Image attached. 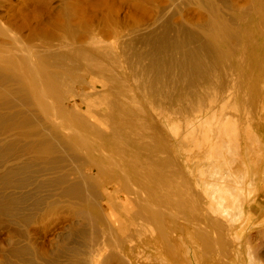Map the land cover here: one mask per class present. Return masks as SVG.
I'll use <instances>...</instances> for the list:
<instances>
[{
	"label": "rangeland",
	"instance_id": "obj_1",
	"mask_svg": "<svg viewBox=\"0 0 264 264\" xmlns=\"http://www.w3.org/2000/svg\"><path fill=\"white\" fill-rule=\"evenodd\" d=\"M143 1H145V0H143ZM143 1L142 0H0V25H1V27H4V29H8V31L18 35L21 38V40H24V41L27 40V41H25V43L28 42V45H30V43L32 46H33L32 43H34V45L36 44L34 47H36L37 45L38 46L41 45L43 47L47 46L46 45L47 40H48V42H47L48 46L49 45L53 46L56 43V39L59 37H61L62 39L66 38V40H64L65 42L66 41L72 42V39H73L74 42L77 41V43H78V41L79 42L82 41V43H84L86 40H88V34L86 33V29H90V30H93V33L96 34L95 35L96 39L99 40L101 37L103 45L105 43V44H109L106 46H110V45H111V47L113 46V49H112V51L110 50V52H114V51L116 52V50H117V52L119 53L120 49H121V51L122 50L124 52L126 51L125 53L122 51L123 54L120 52L119 55H117L118 53L115 55L116 57H118V58H116L117 61L115 60V57L113 55L111 56L110 54H109V57L107 56V59L105 57H104L105 59L104 58L102 59V57H101V59H100L101 62H99L100 63L99 66H102L104 64V62L111 61V63H112V59L115 60V61L113 60V62H114L113 64H111L110 62H108L109 64L106 63L105 64L106 66H104V67H107V68H104L102 66L103 70H105V73H104V71L101 72L100 69L102 67L100 68L98 66L99 69L93 68V67H91V65L88 62H86V60H82V61H85V63L83 62L85 64V66L81 60L80 61L82 64H79L80 61H79V63H77L79 73H80V80L78 81V83H76L77 80H75L74 84L71 83L72 85H68V86H65L63 88L65 95H63V99H62V102H63L62 108L64 109L66 114H69V115H67L69 118V121L72 119L70 122H72V124H74V125L77 124L78 127L82 126L84 124V122H86V120H87V122L91 121V122L95 123L96 125L98 124L100 127H102V130L108 131V127H107L108 123H105L106 120L111 121V119L117 117V115L118 116L120 115L121 119H123L122 117L124 115H127V118H128V117H130V116H128V113L131 114L134 111H136L137 109L138 110L143 109V111H139V112H141V114H139L138 111H136L138 114H136L135 112H134L135 114L134 113L133 114H134V116L135 115L138 116V118L140 115H142V116H140V118L143 117L142 118L143 120L145 118V120L142 121V123L145 122L143 124L145 129L146 128L150 129V130H146L147 132H149V133H147V136L151 135L152 133L154 134V135L152 134V136H155L156 141L154 140V138L152 136L151 137L149 136V138L147 137L148 140L150 141V143L154 144V147H153V145H151L154 148V150H158L159 148L161 149L160 146H162L164 148L163 150L161 149L163 152L169 151L170 148L172 149L169 151V152L172 151L170 154H169V152H167V154H160V156L167 159L169 161V163L172 161L173 165H175L176 163L178 164V165H175V167H174L171 164L172 162L170 163L172 165V167H174V169L172 168L173 172L175 169L177 170V172L175 171L174 173L170 172V173H173V175H175L174 178L180 176V173L183 174L184 176L189 175V177L187 176L188 179L192 178L193 176L194 177L197 176L196 175L197 173H199L200 175H201V173H203L202 175H204V176L198 175L200 177H197V178L193 177L194 179L192 178V181H194V182H195V180H198V179H201V181H202V178H205V176L206 177L209 176V175H206V174H208V172L206 173L205 169L203 168V165L206 163L205 162L206 161L205 156L202 157V159H201V156L205 155V152L200 151L199 153H196L195 150L193 149L194 152L191 151V154H190V152H188L189 148L191 147L188 144L190 142L187 141L188 143H184L183 141H180V137H178V139H177V136L176 137H174L175 135L172 136L173 132H171L172 131L171 127L172 128L176 127L180 134L182 131L184 132L183 129L187 126V123L184 122V119H186L184 117L189 115L188 110L183 108L185 105L183 102L184 100L181 101V97H180L181 92H182L181 89L183 88V86L180 84V82L182 80L180 78V76H181L180 71L181 70L179 69L180 70L179 71L176 67V63H178V60L180 59V55L178 56V54H180V53L178 52L175 54V52H177V51L171 50L174 53L171 54V52H170V55H172V56L174 55L175 58L170 56L169 52H168V55H167V52H163L165 54H160L161 60L160 59L159 60L161 62L162 61L166 62L168 57L174 58L173 59L174 61L178 59L177 62L175 63V65H173V68L170 70V72L171 71L174 72V74H175L174 77L170 76L171 74H173V72L169 73L167 71L168 69L164 68L165 66H162L163 63L158 64L159 67L157 69H160L161 71H162V68H163V70L165 69L164 72L169 73L168 75L164 72H161L162 74H160V70H158L159 73H157L156 69H153V71L154 70L156 71V72L152 71L153 73L148 71V70L152 69V68H150L151 64H149V63L152 62L154 64V62H155L154 59L156 57V56L154 57V55H150V57H149V54H152V50H153V47H151L152 45L150 43H152L156 39L155 38L156 36L161 35L163 32L165 34L168 33V36L169 35L171 37L174 36V37H172L173 39H175L176 37H179L178 32H179L180 27L184 28L185 26L189 25L190 22L192 23L193 20H196L195 18L198 17L199 13H198V10L196 9V8H198V6H194L192 0H182L181 2H180V0H176L177 2L173 1L175 4L172 3L170 0H168L171 2V5H170V2H168L167 0H164V1L163 0H156V1L152 0L154 2L150 1L151 4H149V2H148L149 0H146L148 3L145 1L144 2L145 4L143 3ZM166 1L170 6H166L167 5ZM153 3L155 4V5H153L154 7L152 6ZM172 4H174V5H172ZM159 5H160V7L162 6V8H160V9H162V12L164 10L163 13L166 14L165 17H164V14H163V16L161 15L162 13L159 15V13L161 12V10H159L157 8V7H159ZM155 8L158 9L159 12H158V10H155ZM166 9H168V11ZM194 10H197V11L194 12ZM165 11H167V12H165ZM192 11L194 13H192ZM155 15H158V16H155ZM155 17L157 19H154ZM159 18L160 19L162 18V19L160 20ZM182 18L184 20H181ZM261 18L259 17L255 20L251 19V20H253L252 23L254 24V28L255 29L257 28L256 32L254 30V33L256 35H260V36H258V39H257L258 46L255 48L256 50H254V52H255L254 54H256L257 51H258V53L256 55V58L253 57L252 59H253V61H255V63L258 66H261V69H260V71H258V73L253 72L254 75L252 74L251 75L252 77L250 79L247 80V78H245L247 80L246 81L244 79L245 83H244V80H243V82H241L242 85L240 84L241 86L238 87L239 92L236 91V92H238L236 95L237 98L235 97V99H237V100L239 98H241L240 99L241 101L240 100H239V102L236 101L237 105L241 102V104H239L241 106H239V107L242 108V109L241 108L238 109L237 112H239V110L240 111L243 110V111L239 112L240 114L238 113L239 115L236 114L239 117L236 115H235L236 117L234 116V118H236V120L237 119L239 120V122H237V125L239 128L240 137L237 140V142L239 145H241V144L246 145L247 144L249 146L248 154L245 157V162L247 165V169H246L247 171L245 173H243V175L241 176L243 178V183L242 184H236V186L233 190L235 203L237 204L236 207L234 208L233 211H230L226 217L220 219V221H222L223 223L228 222L227 224H229V223L231 224L228 226H230V229H231L233 236L237 237L239 242H240V244L237 246H240L239 248H241L242 249L241 251H243V252H240L238 257H235V254L233 255L232 253H231V255H228L227 252L225 254L226 255V257H225L224 255H221L220 253H218L216 248H215V250L213 248L210 251L205 250V249L203 250V246H201L202 245L201 240H199V238H197L195 235L196 231H197V228L195 226H197V225L194 224L195 223L194 218H196V220H197L199 217H201L200 219H202V220H200V222L206 220L207 217H205L204 214L207 216L208 212L206 209L208 208L207 207L208 205H207V202L204 203L205 201L202 202L201 204H199L200 202H197V205L201 208L198 210V206H196L197 208H195V209H197L199 211L200 216L198 215L197 210L192 209V208L188 209L187 208L188 205L185 206L189 210L188 212H191V215L196 214L199 217H197L196 215H193L191 217L190 213L187 214V209L184 210L181 206H177V207L173 206L175 209H179L180 212H178V210L176 211L175 209H173L172 206L171 207L169 206L167 208L166 207H162V208L159 207V209H161L162 211L165 210L164 216L166 217V218L163 217L165 219L162 220L163 222L161 223L162 224L161 226L164 227L163 231H165V235H166L168 240H162L157 235L158 234V227H157V224H155L153 221H150L151 223L150 222H142L141 225H140V223H139L140 221H139L137 224V220L140 218L141 212H139L137 210V207L135 206V202L133 199L135 197L134 193L133 194L128 193L123 188H120V186L118 185L119 179L116 180L117 177L115 178V173L113 170H111V172L105 171L99 175L96 172V168H92L93 172L90 173L89 169H88L89 159L87 161L81 157L79 159L80 160L79 161L77 158L79 155L76 156L75 158H73L69 155L71 153L67 154V158L70 156V160L75 162V163L73 164V162H70L69 159H65V160H68V162L67 161L64 162V159H63V161L59 162V165H60V167L65 166L64 167L65 169L66 168L69 169L71 167L70 169L73 170V172H74V174H76V176H73L71 174V170H70V174L72 176L69 175V170H68V172L66 171L68 174L67 176H69V178L68 177L67 178L70 179V180H68V182L74 181L71 184L75 183V185H77V186H79V184H80L81 186H79V187H80L81 191L79 190V192H81L82 194L78 192L77 193L78 195H76V196L72 195L73 197L68 196L67 194H64L65 195L64 196L61 193H64L63 188L65 187V184H62L64 187L61 184H60L61 187L57 184V183H59V178H58L59 176L58 175L61 174L60 173L61 170L55 168L56 171L58 170L57 171L58 175H57V172L55 170H53V168L51 169V166L48 165L47 167H50V168L46 167V169H45V167H44L45 165L43 163L40 164V161L36 163L37 164V166H36V165H34V163L36 162L35 159H32L29 155H27L28 158H26V160H25V159H23V156L24 157H27V156L25 154H23L22 157L21 156L19 157V159L16 158L17 161L13 162V163H15L14 165H16V162H18V160H19V163H17V165L21 164L20 165L21 167H19L17 165L16 166L18 168L22 169V167H23L22 161H25L24 167L27 169L28 163L31 162L28 165L30 168H31V166L32 167L33 166L34 167L40 166L39 168L41 170L39 168H37V169L40 170V172L41 171H43V172L40 173L36 169V167L31 168L32 169L31 171L29 168H28V170H26L24 168L23 170L25 173L23 172V170L21 171L20 169H17V170H15V172L13 171L14 173H17V175H15V174L10 175L9 174L10 176L14 175L15 178L13 176L12 177L9 176L10 177L9 178L7 171L11 168L8 166L11 162H8L9 164L7 163L4 166L1 164L3 168L1 169V167H0V173H1L0 176L3 179V181L0 178V184L1 183H3V184L0 185V190H1L0 193L2 194V195L0 194V200H1L0 201V203H1L0 204V264H68L70 261L73 262L74 260L76 261V262H74L76 264L77 260H78L77 257L79 258L78 261L81 262L79 264H88L89 262H90L89 264H235V263L236 264H246L247 256L245 255L246 252L244 251V249H245L244 246L250 247L251 254L252 255H253V253L255 254L252 256L254 259L251 257L255 261V263H258V260L260 259L261 263L264 264V56H262V58H261V53H262L261 51L264 50V44H262V43H264V41H260V40L264 39V36H262V35H264V32H260V28H258L260 26L257 27V25L262 24L261 20H264ZM152 20H154L153 21L154 23L152 22ZM159 20H160V22H158ZM117 21L119 23L121 22V24H118ZM259 21H261V23H259ZM108 22H109V24H108ZM112 22H113V24H114V22H115V24H117L116 25L117 28L119 27L118 25H120L121 28L117 29V31L119 32L120 35L124 34L122 32L123 31L125 32V30H126L125 35H127L128 33H129V35L127 37L122 36L120 38L113 36V35H116L114 33H113V35H112V33L110 35L109 34L110 30H108V27L110 26V24L113 25ZM166 22H167V24H166ZM106 23L108 24V26ZM151 24L152 25L156 24V26H154V28H153ZM180 24L183 25V27L179 26ZM133 25L134 26L136 25V27H134ZM141 25H143V26L141 27ZM147 25H148V27H147ZM131 26H133L134 28ZM170 26H172V27L170 28ZM129 27H130V29H129ZM137 27L140 29L141 32H139V30H136V29H138ZM262 27H264V25L261 26V29H264ZM141 28L142 29L148 28L149 30L146 29L147 30L146 31L144 29L142 31ZM172 29H173V31H172ZM131 30L132 31L136 30V31H138V33L136 31L131 33L132 32ZM120 31H122V32L120 33ZM144 31H146V32H144ZM160 31H161V33H160ZM175 31H176V34H174ZM153 32H156V33L154 34ZM257 32H259V33L257 34ZM139 35H140V37H139ZM1 36L2 35H0V39H1L0 45L5 44L9 48H11L10 45L7 44V41H8L7 38L3 39L5 36H3V38H1ZM64 36H65V38H63ZM142 36H145V37H142ZM148 36H150V37H148ZM67 37H69V38H67ZM123 37H125V38H123ZM145 38H146V40H145ZM256 38H257V36H256ZM104 39H105V41H104ZM124 39H126V40H124ZM150 39H152V40H150ZM2 40H7V41L4 42ZM28 40H30L31 42ZM101 40H99V41H101ZM108 40H110V41L108 42ZM57 41H58V39H57ZM64 41L62 40V42H64ZM142 41H145L147 44L145 42H142ZM148 41H150V42H148ZM58 42L56 43L57 48H59L58 45L59 46H60V44L62 45V43H58ZM69 42L67 44H65V43L64 44L70 45L71 43H69ZM134 42H135V44H134ZM3 45L1 47H3ZM125 45H127V47ZM134 45H135V49H132V48H134ZM191 46L193 47L192 44H191ZM53 47L56 48L55 45ZM111 47H107V48H111ZM129 47H132V48H129ZM260 47H261V49H260ZM4 48H5V46H4ZM4 48H0V49H2V51H5ZM9 48H7L6 51ZM103 48H105V46ZM115 48H116V50H115ZM9 50L11 51L12 48ZM131 50L134 53V54L131 53V54H133L132 55L133 57L129 53V52H131ZM141 51L142 52L144 51V52L142 53ZM138 53H140V54H138ZM120 54H122V55H120ZM124 54L127 55L126 57L131 59L130 62H129L128 58L124 59V58H126ZM140 55H142V56H140ZM161 55H163L164 57H166V55H167L168 57H166V59H165ZM176 55L178 58L176 57ZM262 55H264V53H262ZM110 56L112 57V59H110ZM121 56H122V58H120ZM157 57L159 58V56H157ZM158 58L156 60H158ZM163 58L165 60H163ZM108 59H110V60H108ZM140 59H141V61H140ZM138 60H139V62H138ZM122 61H124L126 63V65ZM259 61H260V64H259ZM115 63H117V64H115ZM122 63H123V65H122ZM132 63H133V65H132ZM86 64H88V65H86ZM79 65H83L82 67H84V68H82ZM112 65L113 66L122 65L120 68H119V66H118V68H115L118 70L120 69L121 73L118 70H117L118 73H114L115 69H113L114 67L113 68L111 67ZM146 66H147V68L149 67L150 69H147ZM177 66H178V64H177ZM142 67H144V68H142ZM111 68L113 69L114 72L111 71L112 70ZM83 69H85L86 73H85V71H83ZM94 69H95V71H94ZM108 69H111V70H109V72L111 71L110 72L111 75L108 74L109 73ZM175 69L178 70L179 72L176 71ZM122 71H124V73ZM126 72H127L128 76L126 75ZM145 72L147 74H145ZM149 72H150V74H149ZM83 73H84V76H83ZM96 73H98V74H96ZM112 73H114L115 76ZM86 74H87V76H86ZM105 74H106V77L104 76ZM154 74L158 78L160 77L159 78L160 80L158 79V81H160L159 85L156 82H155L156 84H153V82L151 80V79H154L155 81H157V78L155 79ZM165 74H166V76H165ZM176 74H180L179 78L177 77L178 75H176ZM107 75L109 77H107ZM124 75H125V78L123 79ZM141 75H142V77H141ZM143 75L144 76L146 75V76L144 77ZM147 75H148V78H147ZM81 76L85 80H83ZM85 76L87 79L85 78ZM116 76L117 77L120 76V78L118 77L119 78L118 79ZM133 76H135L136 78L134 79ZM169 76L171 77L170 79L173 78L172 82H174V83H171V80L168 79ZM127 77H128V79H127ZM152 77H154V78H152ZM109 78L110 79L112 78V80H110ZM138 78H140V79H138ZM113 79H114V81H113ZM117 79L121 80V81L118 82ZM147 79H148V81H147ZM161 80L164 83H161ZM149 81L151 82V84H153V86L156 85V86H154L156 88V89L154 88L156 90V92L151 87L152 85L151 86L149 85L150 87H148V84H146V83H149ZM177 81L179 82L178 84H177ZM124 82L127 84H125ZM143 82H145V83H143ZM247 82H249V83H247ZM166 83H168V85ZM246 83L248 85H245L246 87H244L243 84H246ZM252 83H253V85L251 86ZM77 84H79V85H77ZM139 84L140 85L142 84V85L140 86ZM144 84H145V87H144ZM162 84H165L166 88L164 87V85L162 86ZM114 85L115 86L117 85V86L115 87ZM171 85H173V86L171 87ZM160 86L162 89L160 88ZM180 86H182V88ZM127 87H129V88H127ZM158 87H159V89H158ZM168 87H170V88L168 89ZM173 87H176V88H173ZM141 88L146 90V92L148 91V94L144 90H142ZM147 89H149L150 91ZM151 89H153V91ZM160 89H161V91H163V93L166 89L167 90L173 89L172 91L174 92V90H175V92L174 93L172 92V94L171 93L168 94L169 91L166 90L165 94H162L159 91ZM116 90L119 91V93L120 92L121 93L119 94ZM127 90H128V92H127ZM180 90H181V92H180ZM70 91L72 92L71 94H70ZM114 91H116L117 93ZM129 92L131 94H129ZM153 92H155V93H153ZM156 93L158 96L156 95ZM122 94H124V95H122ZM149 94L151 95V98H150ZM159 94H161L162 96H160ZM211 94H212V92H210V95ZM128 95H129V98H132V96H133L134 100L128 98V100L130 102L127 101L126 96L128 97ZM146 95H148V96H146ZM167 95H169V96H167ZM117 96L118 97L124 96L126 98L125 100L127 102L124 101L125 102L124 107H127V108H124L125 110L122 109V107L117 106V105L112 106V104H114L116 100H122V97L118 98ZM170 96L172 97L171 101H170ZM248 97L250 99L249 101L247 99ZM113 99H116V100H113ZM153 99L155 100V102H154L155 105L153 104V101H154ZM243 99H245V101ZM131 100H132V104H131ZM135 100L138 102H136ZM134 101H135V103H134ZM151 101H152L151 105L148 106V103L150 104ZM242 101H244L245 103L250 102L249 107H248V105L246 106V104ZM140 104L142 107L139 106ZM158 104H159V106H157ZM236 104H235V106L237 108L238 106ZM242 104H243L244 108H243ZM107 105L111 106L112 109H111V107H109ZM138 107L139 108L141 107L142 109L141 108L139 109ZM171 107H172V109H171ZM65 108H66V110H65ZM129 109L132 111L134 109L135 110L130 113ZM111 110H113V111H111ZM160 110H162V111H160ZM183 110H185V111H183ZM186 111H187L188 115H186L187 114V113H185ZM154 112L155 113L157 112V113L154 114ZM181 112H184V114L186 116L181 115L182 114ZM125 113H127V114H125ZM159 113L161 115L160 118H159ZM174 113H176V114H174ZM178 113L182 117H180V115ZM149 114H150V116H149ZM81 116H82V118H81ZM134 116H133V118H137ZM151 116H152V118H151ZM73 118L75 120L77 119L81 123L79 124V122L77 120H76L77 121L76 122ZM79 118H81V120ZM130 118L132 119V120L131 119L130 120L133 121L132 116ZM140 118L138 120L134 119L135 122L137 121L136 123L133 121V123H135L136 125H134L132 123V126H133L132 127V133H134V135L133 134L132 135L137 137L141 133V135L139 137H141L142 139L141 140L139 139V140L141 142H143V141L146 142L147 138L143 136L144 135L143 131H139V134L137 133V131L140 130V128H142ZM157 118H159V119H157ZM164 118H165V120H164ZM168 118H170V122H167V121H169ZM103 119H105V120H103ZM124 119H126V116ZM182 120H183L184 124H183V122H181ZM138 121L140 122V126H137V124L139 123ZM146 122L148 123V125ZM151 122H152L153 126L156 128L151 126L152 125V124H150ZM67 123H69V122H66V124ZM175 123H177V124H175ZM174 124L177 126H175ZM63 125H64V123H63ZM68 125L70 126L71 124L64 125V127L68 126ZM60 127L62 129V126H60ZM151 127H152V129H151ZM133 129H135V131ZM145 129H142V130H145ZM62 130H64V129H62ZM158 130H160V132ZM64 131L66 132V130H64ZM152 131H155V132H152ZM135 132L137 133V135H135ZM158 134L160 135V137H158L159 136ZM132 135L130 136V138H136V137H133ZM165 136L169 137V139L166 138ZM139 137H137V138H139ZM143 138H146V139H143ZM174 139H175V141H174ZM148 140H147V142L149 144ZM166 140H168L169 144H167L168 142ZM239 140L241 142H239ZM154 141H155V143H154ZM178 141L181 143L180 144L181 146H183V144H185L182 149L179 147L180 145L178 144ZM258 141L260 142L259 144H258ZM139 142L137 143L138 145L136 144L139 148H141L140 146H142V145L144 146V144L147 143V142L146 143L143 142L142 144H140L141 142L140 143ZM156 143H158L159 148H158ZM175 143H176V145H175ZM148 144H147V146H148ZM155 144L157 147L155 146ZM161 144H163L165 146L169 145V150H166L165 149L166 147L161 145ZM171 144H173V146L174 145L175 146L170 147ZM186 144H188L190 147L188 145L186 146ZM238 144L237 145L232 144V145H235L237 147ZM151 146L148 148L145 145L144 147L148 148L149 150L146 148L145 149L148 150V152L152 153V151H154V150L151 149L152 148ZM187 147H189L188 150H186ZM191 148H193V146ZM65 152L67 153L68 151H65ZM173 152L175 153L174 156H173V154H174ZM187 152L190 155L188 158H187V156H188ZM171 154H172V157L175 158V156H176L177 158L172 160L173 158L168 156V155L171 156ZM74 156H75V153H74ZM29 157H30V159H32L31 161L29 160ZM89 157L91 159H95L97 162L99 161L100 163L105 164V159L103 157H98V155L95 153L90 154ZM20 158H22V159H20ZM195 158L198 160V162ZM231 158H232V155L228 156L229 160ZM233 158H235V160H234L235 163L238 162L237 160L240 159L238 155H235V157L233 155ZM233 158L231 159L232 160V163H231L232 168L235 165L239 164V162H238V164L237 163L235 164L233 162ZM236 158H239V159L236 160ZM27 159L29 160V162ZM76 159L79 161L78 164H76L77 163ZM182 159L184 161H182ZM20 160L22 163L20 162ZM33 160H35L34 163H32ZM74 160H76V161H74ZM161 160H163V159L161 157H159L158 162L156 160V162L158 163L157 164L154 160H153L154 161L153 162L151 159V161H150L152 163L151 166H149L150 163H146V162L145 163L151 169H155L156 166L160 165ZM186 160H188V161H186ZM201 160H203V162ZM200 161L202 162V164H200L201 163ZM62 162L69 163L71 166L69 167L68 166L69 164L66 165ZM186 162H189V163L187 164ZM13 163L10 166H12ZM60 163H62V165ZM153 163H154V167H153ZM183 163H186L185 167H184ZM30 164H33V165H30ZM170 164H168L169 167L165 165L166 167H164L165 168L164 172H168L166 169H168V170L170 169ZM179 165H180V167H177ZM190 165H192V166H190ZM7 166L9 169L6 168ZM41 166H43V167H41ZM4 167L6 168L7 171L5 170ZM17 167H15V168L12 167V168L16 169ZM187 167H188V169H187ZM191 167L194 169L190 171V169H192ZM199 167L203 168V172H202V170L199 169ZM178 168L181 169V172H178L180 170ZM34 169H36L37 172H34L35 171ZM49 169L53 170L50 172V176L48 174H45L47 172L49 173V171H50ZM185 169H187V171ZM16 171H18L22 175L20 174L21 175L20 176L19 173ZM54 171L56 172L55 173L56 175L51 174ZM38 172L40 174H43L45 172L43 175H48L47 177H44L46 179L49 177L47 179L48 181H49V179L51 180V178H53L52 175H54V179H52L53 181L51 180L48 182L46 180L47 183H45V179L41 178L42 175L40 176V174H34V173H38ZM27 173L30 176L27 175ZM6 174H7V177L6 176H5V178L2 177ZM24 176H27V177H24ZM56 176H58V177H56ZM55 177L58 178V180L55 179ZM75 177L78 178V179L77 178L76 179L79 182V184H78V182L77 183L75 182V180H76ZM6 178H9V179L12 178V179L10 181L9 179H6ZM22 178H23V181L21 180ZM24 178H25V180H24ZM31 178H33V179H31ZM174 178L172 181V187H170L168 189L169 192L167 191V189H165L167 191L165 193H167V194H165L163 192V194L160 195V193H161L160 191H165L164 189L163 190L162 189L161 190H154L155 192L154 191H153L154 193L152 192L151 198L149 197L150 200H152V199L156 200L155 197L157 198V196L159 197L162 195H164V196L169 195V196H171V198L173 197L172 199L174 200L173 201L174 203L176 201L179 202V200L181 199L180 195L182 193V192L180 193V191H182L183 188L184 189L190 188L191 190L193 189L191 184H190V186L186 185L180 190V188H178V187H180L179 186L180 184L177 186L178 183L175 184L176 179H174ZM178 178H177V182L179 180ZM39 179L41 182L39 181ZM43 179H44V181H43ZM4 180H6V181H4ZM16 180L22 181L23 182V183L21 182L22 185H21V183H19L20 181L18 182L19 183L18 184L16 182ZM54 180H55V182H54ZM190 181H191V179H190ZM201 181L196 182V183H198L200 188L203 187V184ZM70 182H69V184H70ZM12 183H14V184H12ZM148 183H149V186L153 185V182L151 183V181H148ZM4 184H6V185L9 184L7 186L8 188ZM10 184H11V188H10ZM42 185H45V186H42ZM49 185H50V187H49ZM66 185H68V184H66ZM173 185L176 186V187H174V188H176V190H177V188H178V190H180L179 191L180 195H179V193H176V190H174ZM18 186L21 188H19ZM23 186H25V187H23ZM56 187H58V188L56 189ZM2 188H5L6 190H8V191L5 190L6 194ZM9 188L10 189L16 188V189H15V191L13 189H12L13 191H11ZM30 189H32V190H30ZM143 189H145V188H143ZM170 189L172 190L173 193H170V191H171ZM2 190H3V193L5 194V196L8 195L7 192H11V194L10 193L9 194L11 195L10 199L14 202L13 204L11 203L12 201L9 200V198H8L10 195H8V197H6L7 198L6 199L3 196L4 194L2 193ZM17 190H19V191H17ZM202 190H203V188H202ZM30 191H32V192H30ZM112 191H113L112 194H114V195L111 194ZM143 191L141 190L140 193H142ZM17 192L18 193L20 192V193L18 194ZM98 192L101 195H99ZM191 192L193 193V194H191V196H195V195L198 196L200 194V192L197 189H193V191H191ZM40 193H42V194H40ZM189 193H188V197H190ZM17 194L19 195V197L21 199L18 197ZM172 194H174L176 197L179 196L180 199H178V198L174 199L175 196H173ZM177 194H178V196H177ZM60 195H63V196H60ZM141 195H143V193ZM108 196H110L109 200L107 199ZM1 197H3L6 200L2 201L3 199H1ZM40 197H41V199H40ZM50 197H52L53 199H51ZM18 199H20L21 203L18 201ZM40 200L41 201L43 200L42 201L43 204ZM153 200H152V202H153ZM237 200H238V203H237ZM8 201L9 202L11 201V202L9 203ZM50 201H52L55 205L52 206L53 203L50 204ZM108 201H111V202L108 203ZM4 202H5L6 206H8L7 204H9L11 206V209H10V206L8 208H6V206L4 207ZM22 202H24V203H22ZM44 202H47L46 205L50 206L51 211L47 209L48 206H46ZM48 202H49V204H48ZM117 204H118V206H117ZM12 205L13 206L15 205V206L13 207ZM120 205H123V206L119 207ZM178 207H181L183 209V211H185V212H183L181 210V208H178ZM188 207H190V206H188ZM168 208H170V209L172 208L171 209L172 213H173V210H174V212L176 211L175 215L171 213L172 216L171 215L169 216L171 210H167ZM123 210L127 211V213H128L127 216H125V213H123ZM192 210H195V212H197V213H193L194 211H192ZM200 210H202V211H200ZM4 211H8V212H4ZM168 212H169V214H168ZM177 213H179L178 217H177ZM183 213L185 214V216L188 215L189 218H191V220L193 219L192 222H191V220H189V221L186 220L187 216L184 217L185 218L184 219L182 217L184 215ZM138 215H139V217H138ZM127 218H128V221H127ZM189 218L187 217V219H189ZM130 220H132V221L136 220L135 221L136 223L133 222V223H135V224H133L132 221H130ZM124 221H126V222H124ZM187 222L189 224H187ZM122 223H123V226L118 228ZM125 223H127L128 225L130 224L131 227L129 228V226L127 224L125 225ZM190 223L193 226H191ZM67 225H69L68 226L69 228L66 227ZM187 225L190 227H188ZM108 226H110L111 228L109 227L110 229H108ZM192 227L193 228L195 227V228L193 229ZM66 229H68V230L65 231ZM107 229H108V231L109 230L110 231L108 232ZM179 229H181V230H179ZM193 231L195 232V234H193L194 233ZM67 232H68V234H67ZM65 234H67V235H65ZM168 236H169V238H168ZM197 239L199 240V242ZM170 241L172 242L171 245H170V243H171ZM163 242H165V243L163 244ZM166 242H168V243H166ZM246 243H247V245H246ZM26 245H27V247H28V245L30 247L27 248V247H25ZM17 247H18V249L15 250ZM20 247H22V248H20ZM164 247H166V248H164ZM24 248L26 250H28L29 248L30 249L28 251H26ZM21 249H24L26 253L24 254L23 253L24 251H22ZM19 250L22 251V252L20 251V254L22 255V257L16 258L15 255L17 253H19ZM212 250H214L215 252L217 251V253H215ZM11 251H12L13 255L10 254ZM13 252H17V253H13ZM18 255H17V257H19ZM221 256H224V257H221ZM257 256L260 258H258ZM186 257H187V259H186ZM256 258H258V259H256ZM152 259H154L153 262H150V261H152ZM172 260H173V262H172ZM155 261H157V262H155ZM71 262L69 264H72Z\"/></svg>",
	"mask_w": 264,
	"mask_h": 264
},
{
	"label": "bare ground",
	"instance_id": "obj_2",
	"mask_svg": "<svg viewBox=\"0 0 264 264\" xmlns=\"http://www.w3.org/2000/svg\"><path fill=\"white\" fill-rule=\"evenodd\" d=\"M145 1H143V3ZM150 1H152V0L148 1L149 4H151ZM154 1H156V0H154ZM154 1H152V2H154ZM167 1H166V3H167ZM170 1L172 3H174L173 1L177 2L176 0H170ZM170 1H168V2H170ZM181 1L182 0H180V2ZM171 2H170V5H171ZM192 2L194 4V6H198V8H196V9L198 10L199 14H198V17L195 18L196 20H193L192 23L190 22V24L185 26L184 28L180 27L179 32H178L179 37H176L175 39L172 38L174 36L171 37L169 35L171 37L170 38L168 36V33L165 34L163 31H162L163 33L161 35H159L161 33V31H160V33L158 34L159 36H156L155 37L156 39L152 43H150L152 45L151 47H153V50H152V54H149V57H150V55H154V57L156 56L155 59L153 58L155 60V62H154V64L152 62L149 63V64H151L150 68H152V69H150L149 67L147 68V66H146V68L150 69L148 71H150L151 73H153L155 71V70L153 71V69H156L157 73H159L158 70H160V69H157L159 67L158 64L163 63L164 65L162 64V66H165L164 68L168 69L167 71L169 73H171L173 71L170 72V70L173 68V65H175V63L177 62L178 59L174 61L173 59L175 57H174V55L173 56L170 55V52L172 54V53H174L172 51L176 50L177 52H175V54L178 52L180 53V54H178V56L180 55V59L178 60V63H176L177 69L181 70V71L179 70L181 72L180 78L182 79L181 80L182 83L180 82V84L183 86V88H182V86H180L182 88V89L180 88L182 90V92L180 90V92H181L180 97H181V101L184 100L183 102L185 105L183 108L188 110L189 115H188L187 111L185 113H187L186 115H188V116H186L184 114V112H181L182 113L181 115L186 116V117H184V118H186V119H184V122L187 123V126L185 125L186 127L183 129L184 132L182 131L180 134L176 127H173L174 129L171 127V130H172L171 132H173L172 136H174V135H175L174 137L177 136V139H178V137H180V141H183L184 143L190 142L188 144L191 147L193 146V148H191L188 144H186V146L188 145L190 147V148L187 147V149H186V150H188V148H189L188 152H190V154H191V151L194 152L193 149L195 150L196 153H199L200 151L205 152V155H203L204 153L202 154L203 156H201V159H202V157L205 156V160H206L205 162L206 163L204 162L205 164L203 165V168L205 169L206 173L208 172V174H206V175H209V176H207V177L205 176V178H202V181H201V179H198V180H195V182L192 181V178L194 177L193 175H192L193 177L190 178L191 181H190V179L187 178V176L189 177V175L184 176L181 173H180V176H178L179 178L178 177L174 178L175 175H173V173L175 171L177 172V170L175 169L173 172V169H174L175 165H178V164L176 163L175 165H173V162L171 161L172 163L171 162L170 163L174 166V167H172V165L169 163V161L167 159L160 156V154H167V152H169L172 149L170 148V150H169V145L165 146V145L161 144V145L166 147L165 148L166 150H169V151L163 152L162 150L164 148L162 146H160L162 149L161 150L158 146V143H156L159 149L154 150V148H153L154 144H151L150 141L148 140L149 136L151 137L153 133L152 134L150 133L151 135L147 136V133H149V132H147L146 130H150V129L149 128L145 129V127L143 125L145 122L142 123V121H144L145 118H144V120L142 119L143 117L140 118V116H142V115L139 116V118L141 119V124H142L141 127L142 128H140V130H138L137 133L139 134V131H143V133H144L143 136L146 138L148 137L147 140L149 141V144H148L147 140H146L147 143L143 141L144 143H146V144H144V146L146 145V147L149 148L151 145H153V147L151 146L152 147L151 149H153L154 151H152V153H150V152H148L149 149L144 147L143 145H142L143 147L140 146L141 148H139L137 146L138 145L137 143L142 139L141 137H139L141 135V133L137 136L139 138H137L136 136H133L134 133H132V127H133L132 123H133L134 119H136V120L139 119L138 116H136V115L134 116V114L135 113L141 114V112H139V111H143V109L141 108L142 107L141 104L139 106H141L140 108L142 110L137 109L136 111H138V113L136 111H134L135 109L133 110L135 113L129 109L130 110L129 112L130 113L133 112L134 114L128 113V116H130V117L132 116V118H133V116L137 117V118H133V121H131L132 119L130 117L127 118V115H124L122 117L123 119H121L120 115L119 116L117 115V117L111 119V121L106 120L105 123H108L107 124L108 131L102 130V127H100L98 124L96 125L95 123H93L91 121L87 122V120H86V122H84V124L80 127H78L77 124H75V125L72 124V122H70L72 119L69 121V118L67 116L69 114H66V112L62 108V103H63L62 99H63V95H65L63 88L65 86L72 85L71 83L74 84L75 80H77L76 83H78V81L80 80V73H79L77 63H79L80 60L81 61L86 60V62H88L91 65V67L99 69V67L101 68L102 66L103 67L106 66L105 65L106 63H108V62L111 63V61L104 62V64L102 66H99L100 65L99 62H101L100 61L101 57H102V59L104 57L107 59V56L109 57V54H110L111 56L113 55L115 57V60H116V58H118L115 56L118 53L116 48H115L116 52L115 51L110 52V50L112 51L113 46L112 47H111V45L106 46L109 44H105V43L103 45L101 37L99 39L101 41L96 39V36H95L96 34L93 33V30H90V29H86V33L88 34V40H86L84 43H82V41L81 42L78 41V43H77V41L74 42L73 39L70 37L72 39V42L71 41L70 42L68 41V42L71 44L65 45L68 42L66 41L67 42L66 43L64 41V40H66V38L64 36L63 38H65V39H62L61 37L57 38L59 42L56 39V43L57 42L62 43V45L60 44V46H59L57 44L59 47V48H57L56 43H55L54 45L56 48H54L53 47L54 45L48 46V44H47L48 40L46 42L47 46H45V47H43L41 45H39L40 47L38 45H37L38 47L37 46L34 47L36 44L34 45V43H32L33 44V46H32L30 43L31 42L30 40H28V41H30L29 42L30 45H28V42L25 43V41H27V40H25V41L21 40V38L18 35L8 31V29H4V27H1V25H0V35H2L1 38H3V36H5L3 39L7 38V40L9 42L7 40H2V41H4V42L7 41V44L10 45V47L12 48V50L10 51L9 49H11V48H9L7 45H5V44L3 45L2 43L1 44L3 45V47H1L2 45H0V48H4V46H5V48H4L5 51H2V49H0V165L2 164L4 166L8 162H11L10 164L8 163L9 164L8 166L11 168L9 169L8 166L6 167L9 169L8 171L4 167L5 170L7 171L8 177L11 174L17 175V173H14L15 170L20 169L22 171L25 168L24 167L25 161H22L23 162L22 169L17 167V166L21 167L20 166L21 164L17 165V163H19V160H18V162H16L17 166L14 165L15 163H13V162L17 161V159H19L20 156L22 157L23 154H25L26 156L29 155L32 159L36 160L35 163H34L35 160H33V162H32L36 166H37L36 163L40 161V164L43 163L45 165V166L43 165L45 167V169L49 165V166H51V169L53 168V170H55V171H56L55 168L61 170L60 175H58V172H57L58 170L56 171L57 175L59 176V177L56 176L59 178V183H57V182L56 183L60 187L62 184H65V187L62 185L64 187L63 188L64 193H61V194H63V195L67 194L68 196H71V197H73L74 195L75 196L78 195L77 193L80 190L79 186H81V185L77 181V179H78L77 177H75V179L77 178L75 180V182L76 183L78 182L79 186L75 185V183L71 184L74 181H71V182L69 181L71 185L69 184L68 180H70V179H68L69 176H67L68 170H69V175L72 174L73 176H76V174H74L73 170L70 169L71 165L69 163H64L65 161L68 162V160H65V159L70 160V156L75 158L78 155H79L77 157L78 160L81 157L87 161L89 159L88 169H89L90 173L93 172L92 168H96V172L99 175L105 171L111 172V170H113L115 173V178L117 177L116 180L119 179L118 185L120 186V188H123L128 193H132V194L134 193L135 197L133 199L135 202V206L137 207V210L139 212H141L140 218L139 219L137 218L138 219L137 224L139 221H140L139 222L140 225L142 224V222L153 221L155 224H157V227H158V234L157 235L162 240H168V239L165 235V231H163L164 227L161 226L162 225L161 223L163 222L162 220L166 218L164 216L165 210L162 211L161 209H159V207L160 208H162V207L167 208L169 206L170 207L171 206L172 207L173 206L174 207L181 206L184 210L187 208L188 209L189 208L195 209V208H197L196 206H198L197 202H200L199 204H201L202 202L205 201L204 203L207 202V205H208L207 206L208 208L206 209L208 213H207V216L205 214H204V216L207 218L205 221L200 222V220H202V219H200L201 217H199L200 214H199L198 210L201 207L198 206V210L197 209H195V210L198 211L199 216H197L196 214H193V215H196L197 217H199L197 220H196V218L193 217L194 221H195L194 224L197 225L198 227L194 225L197 228V231L195 234V232H194L195 230H194L193 234H195L196 237L199 238V240H201V243H202L201 246H203V250L205 249V250L210 251L211 249L214 248V250H215V248H216L218 253H220L221 255H224L225 257H226V255H225L226 252L228 255H231V253H232L233 255L235 254V257H238L240 252H243V251H241L242 249L239 248L240 246H237L240 244V242H239L237 237L233 236L231 229H230V226H228L231 224L230 223L227 224L228 222L223 223L222 221H220V219L226 217L229 214V212L233 211L234 208L236 207L237 204L235 203L233 190H234L236 184H242L243 183V178L241 176L243 175V173H245L247 171L246 170L247 165L245 162V157L248 154L249 146L247 144L246 145H243V144L239 145L237 142V140L240 137V135H239L240 132H239V128L237 125V122H239V120L237 119L238 120L237 121L236 118H234V116L243 110H241V111L239 110V112H237L238 109L241 108V107H239V106H241V105H239V104H241V102L237 105L236 101L239 102V100L241 98H239L237 100V99H235V97H236L237 93L239 92L238 87L242 85L241 82H243V80L245 78H247V80L250 79L252 77L251 75L253 74V72L258 73V71H260V69H261V66H258L255 63V61H253V59H252L253 57L256 58V55L258 53V51H257V53L254 54L255 53L254 50H256L255 48L258 46L257 39H258V36H260V35H256L254 33V30L256 32L257 28L256 29L254 28V24L252 23L253 20H251V19L255 20L259 17L260 18L262 17L261 19H264V0H192ZM174 4H172V5H174ZM153 5H155V4L153 3L152 6ZM170 5L167 3L166 6H170ZM157 8L159 10H161L159 15L162 13L161 15L163 16L164 10L162 12V9H160V8H162V6L160 7V5H159V7H157ZM158 9L155 8V10H158ZM168 9H166V10L168 11ZM159 10H158V12H159ZM197 10H194V12ZM167 11H165V12H167ZM194 12L192 11V13H194ZM165 15L166 14H164V17H165ZM155 16H158V15H155ZM154 19H157V18L155 17ZM160 20L158 22H160ZM181 20H184V19L182 18ZM153 21L154 20H152V22ZM261 21H262V24L257 25V27L260 26V27H258V28H260V32H264V29H261V26L264 25V20H261ZM261 21H259V23H261ZM108 24H109V22H108ZM108 24H107V26H108ZM112 24H113V22H112ZM118 24H121V22L120 23L118 22ZM156 24L155 25L151 24V25L154 28V26H156ZM166 24H167V22H166ZM181 24L179 26L183 27V25H181ZM113 25L110 24V26H109L110 28L108 27V30H110L109 31L110 35H111V33H112V35L114 33L116 35H113V36H116L119 38L122 36L127 37L129 35V33L127 35H125L126 30H125V32L120 31V33L121 32L124 33V34L120 35L119 32L117 31L118 28H121L120 25H118L119 26L118 28H117V26H116L117 24H115V22ZM133 26H131V27H133ZM142 26L143 25H141V27ZM134 27H136V25ZM147 27H148V25H147ZM171 27L172 26H170V28ZM262 28H264V27H262ZM129 29H130V27H129ZM144 29L146 30L148 28H143V29L141 28L142 31ZM136 30H139V32H141L139 28ZM136 30H134V31H136ZM134 31H132L131 33H133ZM146 31H144V32H146ZM172 31H173V29H172ZM136 32L138 33V31H136ZM153 33L155 34L156 32H153ZM258 33L259 32H257V34ZM174 34H176V31ZM256 36H257V38H256ZM262 36H264V35H262ZM125 37H123V38H125ZM139 37H140V35H139ZM142 37H145V36H142ZM148 37H150V36H148ZM67 38H69V37H67ZM62 40L64 42H62ZM124 40H126V39H124ZM145 40H146V38H145ZM150 40H152V39H150ZM0 41H1V39H0ZM104 41H105V39H104ZM109 41L110 40H108V42ZM260 41H264V39H262ZM142 42H145V41H142ZM148 42H150V41H148ZM134 44H135V42H134ZM191 44L193 45V47L191 46ZM262 44H264V43H262ZM104 46H105V48H103ZM125 46L127 47V45H125ZM6 47L9 48L7 51H6V49H7ZM107 47H111V48H107ZM129 48H132V47H129ZM132 49H135V45H134V48H132ZM260 49H261V47H260ZM122 51L120 49L121 53H122ZM163 52H167V55L169 52V55L174 57V58H170L166 55V57H168L166 62L165 61H164L165 63L163 61L161 62L160 61L161 60L160 54H165ZM261 52L264 53V50H262ZM119 53L117 55H119ZM129 53L130 54L133 53L132 50ZM262 53H261V58H262V56H264V55H262ZM122 54H120V55H122ZM133 54H131V56ZM138 54H140V53H138ZM111 56H110V59H112ZM126 56L127 55H125V57ZM140 56H142V55H140ZM157 56H159V58ZM161 56H163V55H161ZM166 57H164V58L166 59ZM176 57H177V55H176ZM120 58H122V56ZM127 58L128 57H126L124 59H127ZM157 58H158V60H156ZM164 58H163V60H165ZM110 59H108V60H110ZM113 60L114 59H112L111 64L114 63ZM128 60L130 62L131 59L128 58ZM81 61L79 64H82L83 62L85 63V61H82V63H81ZM140 61H141V59H140ZM122 62H124V61H122ZM138 62H139V60H138ZM115 64H117V63H115ZM124 64L126 65L125 62H124ZM177 64H178V66H177ZM259 64H260V61H259ZM86 65H88V64H86ZM122 65H123V63H122ZM122 65H118L119 68ZM132 65H133V63H132ZM79 66L82 67L83 65H79ZM84 66H85V64H84ZM115 66L112 65L111 67L112 68L114 67L113 69L118 68V66H116V67ZM103 67L100 70H101V72L104 71V73H105V70H103ZM82 68H84V67H82ZM104 68H107V67H104ZM142 68H144V67H142ZM111 69H108V72ZM113 69L111 70L112 72H114ZM117 70L118 69H115L114 73H118ZM164 70L162 68V71L160 70V74H162L161 72H164ZM178 70H176V71H178ZM83 71H85V69H83ZM94 71H95V69H94ZM118 71L121 73L120 69ZM110 72L108 73L109 75H111ZM122 72L124 73V71H122ZM150 72H149V74H150ZM85 73H86V71H85ZM114 73H112V74H114ZM164 73H166L167 75L169 74L167 72H164ZM96 74H98V73H96ZM106 74L104 75L105 77H106ZM145 74H147V73L145 72ZM155 74H154V77H155V79L157 78V81H158V79L160 77L158 78ZM166 74H165V76H166ZM173 74H174V72H173ZM173 74H171L170 76L174 77L175 74L174 75ZM126 75H127V72H126ZM176 75H178L177 77L179 78L180 74H176ZM83 76H84V73H83ZM86 76H87V74H86ZM86 76H85V78H86ZM114 76H115V74H114ZM135 76H133L134 79L136 78ZM170 76L168 77V79L171 78ZM107 77H109V76L107 75ZM118 77L120 78V76H118ZM141 77H142V75H141ZM154 77H152V78H154ZM112 78L111 79L109 78V79L112 80ZM124 78H125V75H124L123 79ZM147 78H148V75H147ZM82 79H83V77H82ZM114 79H113V81H114ZM127 79H128V77H127ZM138 79H140V78H138ZM172 79H170L171 83H174V82H172ZM83 80H85V79H83ZM151 80H152L153 84L158 83V85H159L160 81L157 82L154 79H151ZM245 80H244V83H245ZM120 81L121 80H118V82H120ZM147 81H148V79H147ZM249 82H247V83H249ZM143 83H145V82H143ZM149 83H146V84H148V87H150L152 85L151 87L154 89L155 88L154 86H156V85L153 86V84H151L150 81H149ZM161 83H164V82H162V80H161ZM178 83L179 82L177 81V84ZM247 83L243 84V86L246 87L245 85H248ZM125 84H127V83H125ZM166 84L168 85V83H166ZM77 85H79V84H77ZM163 85H164V87L166 86L165 84H162V86ZM252 85H253V83L251 84V86ZM172 86L173 85H171V87ZM144 87H145V84H144ZM127 88H129V87H127ZM160 88H161V86H160ZM169 88L170 87H168V89ZM173 88H176V87H173ZM149 89H147V90H149ZM153 89H151V90L153 91ZM158 89H159V87H158ZM161 89L159 91L162 94H165V91L167 89L164 91V93H163V91H161ZM142 90H144V89H142ZM172 90L173 89L167 90V91H169L168 94L169 93L172 94V92H173ZM116 91H114V92H116ZM144 91L146 92V90H144ZM236 91H238V92H236ZM117 92L119 93V91H117ZM127 92H128V90H127ZM155 92H156V90H155ZM155 92H153V93H155ZM174 92H175V90H174ZM210 92H212L211 95H210ZM71 93L72 92L70 91V94ZM146 93L148 94V91ZM124 94H122V95H124ZM129 94H131V93L129 92ZM156 95H157V93H156ZM159 95L162 96L161 94H159ZM146 96H148V95H146ZM149 96L151 98L150 94H149ZM167 96H169V95H167ZM120 97H122V100L113 99L116 101L114 104H112V106L117 105V106L122 107V109L127 108L124 106H125V102L129 101L128 100L129 95H128V97L126 96L127 101L125 100L126 98L124 96H119L118 98H120ZM133 98L134 97L132 96V98H129V99H133ZM171 98L172 97L170 96V101H171ZM245 99H243V100L245 101ZM247 99H248V101L250 100L249 97ZM135 101H134V103H135ZM244 101H242V102H244ZM136 102H138V101H136ZM154 102H155V100L153 101V104H154ZM151 103H152V101L150 102V104L148 103V106L151 105ZM131 104H132V100H131ZM235 104L238 106L237 108H236ZM245 104H246V106L248 105V107H249L250 102L245 103ZM107 106H109V105H107ZM157 106H159V104ZM242 106H243V104H242ZM109 107H111V106H109ZM243 108H244V106H243ZM111 109H112V107H111ZM171 109H172V107H171ZM65 110H66V108H65ZM162 110H160V111H162ZM111 111H113V110H111ZM183 111H185V110H183ZM156 113L154 112V114H156ZM125 114H127V113H125ZM174 114H176V113H174ZM181 115H180V117H182ZM238 115H236V116H238ZM125 116H126V119H124ZM149 116H150V114H149ZM160 116L161 115L159 113V118H160ZM81 118H82V116H81ZM81 118H79V119L81 120ZM151 118H152V116H151ZM159 118H157V119H159ZM168 119H169V121H167V122H170V118H168ZM103 120H105V119H103ZM164 120H165V118H164ZM66 122H69L67 124H71V125L64 127V125H67ZM181 122H183V120ZM184 122H183V124H184ZM63 123H64V125H63ZM80 123L81 122H79V124ZM135 123H133V124L136 125ZM150 124H152V122ZM175 124H177V123H175ZM147 125H148V123H147ZM60 126H62V129L66 130V132L64 130H62ZM137 126H140V122L137 124ZM151 126H153V124ZM175 126H177V125H175ZM154 128H156V127H154ZM135 129H133V130L135 131ZM142 129H145V130H142ZM151 129H152V127H151ZM160 130H158V131L160 132ZM152 132H155V131H152ZM137 133L135 132V135H137ZM131 135L133 137H136V138H130ZM152 137L155 140V136H152ZM158 137H160V135ZM146 138H143V139H146ZM166 138L169 139V137H166ZM175 139H174V141H175ZM155 141H154V143H155ZM166 141L168 142V140H166ZM143 142H141L140 144H142ZM239 142H241V141L239 140ZM259 143L260 142L258 141V144ZM147 144H148V146H147ZM156 144H155V146H156ZM167 144H169V142ZM178 144L180 145L181 143L178 141ZM232 144H235V145L238 144V146L236 147L235 145H232ZM175 145H176V143H175ZM184 145L185 144H183V146ZM172 146H173V144L170 145V147H172ZM183 146L180 145L179 147L182 149ZM145 148L148 150H146ZM65 151H68V152L66 153ZM171 152H169V154ZM69 153H71L73 156ZM74 153H75V156H74ZM92 153L97 154L98 157H103L105 159V164H102L99 161L97 162L95 159H91L89 156ZM67 154L70 155V156L68 155L69 156L68 158H67ZM174 155H175V153L173 154V156ZM231 155H232V158H233V155H234V157H235V155H238L240 158V159L236 158V160L239 159V160H237L239 162V164H238V162H236L238 165H235L233 168L231 166V163H232L231 159L232 158L230 160L228 159V156H231ZM168 156L172 157V154H171V156L170 155H168ZM189 156L190 155L188 153L187 158ZM30 157H29V160L31 161L32 159H30ZM159 157H161L163 159V160H161V163L159 162L160 165L156 166L155 169H151L150 167H148V165L146 163H150L149 166H151V164H152L150 162L151 159H152V161L154 160L156 162V160H157V162H158ZM26 158H28V156L27 157L23 156V159L26 160ZM172 158H173L172 160H174L177 157L175 156V158L174 157H172ZM20 159H22V158H20ZM63 159H64V162H62V163L66 164V165L69 164L68 166L70 168L69 169L66 168L67 170L64 168L65 166L60 167V165H59V162L63 161ZM29 160H28V162H29ZM76 160H74V161H76ZM78 160L76 161L77 162L76 164L79 163L80 160L79 161ZM188 160H186V161H188ZM234 160H235V158H233V162L235 163ZM182 161H184V160L182 159ZM201 161L203 162V160H201ZM20 162H21V160H20ZM70 162H73V161L70 160ZM197 162H198V160H197ZM202 162L200 164H202ZM12 163H13V165L10 166ZM29 163H31V162H29ZM29 163H28V165H29ZM62 163H60V164L62 165ZM74 163L75 162H73V164ZM186 163L188 164L189 162H186ZM186 163H183L184 167H185ZM168 164H170L171 170L166 169L168 172H164L165 171L164 167H166V166L169 167ZM2 165L0 166L1 169L3 168ZM28 165H27V169L25 168L26 170H28V168H29L31 171L32 170L31 168L36 167V166L35 167L31 166V168H30ZM30 165H33V164H30ZM14 166L17 168L13 169V168H15ZM43 166H41V167H43ZM190 166H192V165H190ZM39 167H36V169ZM153 167H154V163H153ZM177 167H180V165ZM201 167H199V169L202 170V172H203V168H201ZM47 168H50V167H47ZM36 169H34L35 170L34 172H37ZM51 169H49L50 171L48 170L49 173L48 172L47 173L44 172V173L48 174L50 176V172L53 171ZM178 169H180V168H178ZM187 169H188V167H187ZM187 169H185V170L187 171ZM193 169L194 168L190 169V171ZM40 170H38V171L40 172ZM70 170H71V174H70ZM55 171L51 174L56 175ZM16 172H18V171H16ZM23 172H24V170H23ZM39 172L34 173V174H40L43 171H41L40 173ZM170 172H173V173H170ZM178 172H181V169ZM21 173H19V175ZM7 174L2 176V177H4V178H5V176L7 177ZM43 174H40V176L42 175L41 178L48 176V175H43ZM202 174L203 173H201V175L199 173H197L196 174L197 176H195V177L197 178L200 176H204ZM27 175H29V174L27 173ZM54 175H52L53 178H51V180L54 179ZM198 175H200V176H198ZM12 176L15 178L14 175H12ZM12 176H10V177H12ZM24 177H27V176H24ZM56 177H55V179L58 180V178H56ZM0 178H1V176H0ZM9 178H6V179H9ZM173 178L176 179L175 184L178 183L177 186L180 184L179 185L180 187H178V188H180V190L184 186H186V185L190 186V184H191L192 188L197 189L200 192V194L198 196H196V195L191 196V194H193L191 192V191H193V189L191 190L190 188L189 189L183 188V190L180 191V190H178V188L176 190V188H174L176 186L173 185V188H174V190H176V193H179V191H180V193L182 192L181 195L179 193L181 199L179 198L178 194H177L178 197H176L174 194H172V195L175 196L174 199L178 198L181 201L179 200V202L176 201L174 203L173 202L174 200L172 199L173 197L171 198V196H169V195L168 196L162 195L159 197L157 196V198L154 196L156 200L152 199L153 200V202H152V200H150L152 192L154 190H161V189L162 190L167 189V191L169 192L168 189L170 187H172ZM177 178L179 179L178 182H177ZM11 179H9V180L11 181ZM31 179H33V178H31ZM40 179H39V181H40ZM44 179H45V183H47L46 182L47 179L46 178H44ZM44 179H43V181H44ZM21 180L23 181V178ZM24 180H25V178H24ZM51 180L49 179V181H51ZM2 181H3V179H2ZM4 181H6V180H4ZM19 181L20 180H16L17 183ZM22 181H20L19 183H21ZM148 181H151V183L153 182V185L149 186ZM197 181L202 182L203 190H202V188L199 187L198 183H196ZM54 182H55V180H54ZM22 183H21V185H22ZM1 184H3V183H1ZM12 184H14V183H12ZM66 184H68V185H66ZM4 185L7 187L9 184L8 185L4 184ZM42 186H45V185H42ZM23 187H25V186H23ZM49 187H50V185H49ZM10 188H11V184H10ZM19 188H21V187H19ZM57 188L58 187H56V189ZM143 188H145V189H143ZM2 189L5 192L6 189L5 188H2ZM12 189H10V190L15 191L16 188L13 190ZM140 189L142 191L144 190L142 192L143 195H141L142 193H140L141 192ZM3 190H2V193H3ZM30 190H32V189H30ZM6 191H8V190H6ZM17 191H19V190H17ZM167 191L166 190L160 191L161 192L160 195L163 194V192L165 193ZM0 192H1V190H0ZM30 192H32V191H30ZM9 193L11 194V192H7L8 195H10ZM79 193H81V192H79ZM112 193H113V191L111 192V194ZM170 193H173L172 190L170 191ZM188 193L190 194V197H188ZM5 194H6V192H5ZM5 194L3 196L5 198L8 197V195L5 196ZM40 194H42V193H40ZM98 194L101 195L99 192H98ZM165 194H167V193H165ZM63 195H60V196H63ZM112 195H114V194H112ZM18 197H19V195H18ZM8 198H9V200H11L10 199L11 195ZM50 198L53 199L52 197H50ZM109 198H110V196L107 197L108 200H109ZM1 199H3L2 201H4L7 198L4 199L3 197H1ZM20 199H18L19 202H20ZM40 199H41V197H40ZM52 201H50V204H52L54 202V201L53 202ZM110 202L111 201H108V203H110ZM11 203L13 204L14 202L12 201ZM22 203H24V202H22ZM44 203L46 205L47 202H44ZM237 203H238V200H237ZM42 204H43V202H42ZM48 204H49V202H48ZM7 205L8 206H6L5 202H4V207L6 206V208H8L10 206L9 204H7ZM53 205H55V204L53 203L52 206ZM187 205L190 207H188ZM46 206H48V205H46ZM117 206H118V204H117ZM121 206H123V205H120L119 207H121ZM185 206H187V208ZM48 207H47V209L50 210V206H48ZM174 207H173V209H175ZM181 207H178V208H181ZM182 208H181V210L183 211ZM10 209H11V206H10ZM171 209L168 208L167 210H171ZM188 209H187V214L190 213V216L192 217L193 215H191V212H188L189 211ZM175 210L176 211L178 210V212H180L179 209H175ZM195 210H192V211H194L193 213H197V212H195ZM200 211H202V210H200ZM4 212H8V211H4ZM175 212L173 210V213H172V210H171L170 214H169V212H168V214H169V216L170 215L172 216V214L175 215ZM183 212H185V211H183ZM123 213H125V216H127V214H128L126 210L125 211L123 210ZM178 215H179V213H177V217H178ZM186 216L189 218L188 215H186ZM186 216L184 214L182 217L184 218ZM138 217H139V215H138ZM163 217H165V218H163ZM187 217H186L187 221L191 220V218L187 219ZM192 220H191V222H192ZM127 221H128V218H127ZM130 221H132V220H130ZM135 221L136 220H133L132 223ZM124 222H126V221H124ZM135 223H133V224H135ZM126 224L127 223H125V225ZM187 224H189V223L187 222ZM69 225H67L66 227L69 228L68 227ZM190 225H191V223H190ZM122 226H123V223L118 228H120ZM128 226H129V228L131 227L130 224ZM191 226H193V225H191ZM109 227L110 226H108V229L111 228V227L110 228ZM188 227H190V226H188ZM108 229H107V231H108ZM181 229H179V230H181ZM67 230L68 229H66L65 231H67ZM67 234H68V232H67ZM67 234H65V235H67ZM168 238H169V236H168ZM199 240H198V242H199ZM164 243L165 242H163V244ZM166 243H168V242H166ZM171 244H172V242L170 243V245ZM246 245H247V243H246ZM25 247H27V245ZM28 247H30V246L28 245ZM20 248H22V247H20ZM164 248H166V247H164ZM244 248H245L244 251L246 252L245 255L247 256L246 264H262L260 259L258 260V263H255V261L253 260L254 258L252 257L255 254L254 253H253V255L251 254L250 247L244 246ZM17 249H18V247L15 250H17ZM24 249H21V250L24 251L23 253L25 254L26 249L25 250ZM21 250H19V253H17L18 251L13 252V253H17L16 255L14 254L16 256V258L22 257V255L20 254ZM28 250H26V251H28ZM214 250H212V251H214ZM12 251L10 254H12ZM217 251L216 252L214 251V252L217 253ZM17 255L19 257H17ZM224 256H221V257H224ZM258 258H260V257H258ZM258 258H256V259H258ZM77 259L79 260L78 257H77ZM186 259H187V257H186ZM78 260H77L76 264L81 263ZM153 260L154 259H152V261H150V262H153ZM74 262H76V261L74 260L71 263L75 264ZM155 262H157V261H155ZM172 262H173V260H172Z\"/></svg>",
	"mask_w": 264,
	"mask_h": 264
}]
</instances>
